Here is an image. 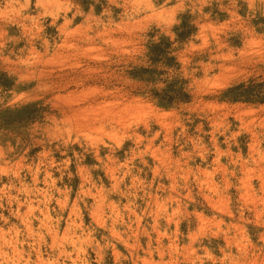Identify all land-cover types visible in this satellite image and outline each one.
Returning a JSON list of instances; mask_svg holds the SVG:
<instances>
[{
    "label": "rangeland",
    "instance_id": "1",
    "mask_svg": "<svg viewBox=\"0 0 264 264\" xmlns=\"http://www.w3.org/2000/svg\"><path fill=\"white\" fill-rule=\"evenodd\" d=\"M162 37L171 107L129 74ZM240 83L264 97V0H0V114L29 106L0 120V264H264V102L220 100Z\"/></svg>",
    "mask_w": 264,
    "mask_h": 264
},
{
    "label": "trees",
    "instance_id": "2",
    "mask_svg": "<svg viewBox=\"0 0 264 264\" xmlns=\"http://www.w3.org/2000/svg\"><path fill=\"white\" fill-rule=\"evenodd\" d=\"M176 32V41L184 42L190 39L197 31V27L192 23L188 15L182 17L181 23L174 28ZM173 41L169 37H162L160 41L152 42L148 47L147 58L148 66H134L129 70V74L132 78L139 79L147 82V84H155L159 80H163L166 83L165 87L158 89L153 87L149 89V93L152 97L163 107H171L177 102H189L191 101V95L186 91L184 79L179 76L173 77L170 81L160 79L167 71L160 69V66L168 68H179L180 64L177 62V58L173 55L174 48ZM259 91L254 90L251 85L246 83H240L235 86L229 87L225 90L220 97L222 101H245V102H264ZM29 106H25L22 109H6L1 112L0 120L8 122V118L11 119L10 114H20L21 111L27 109ZM9 114V115H8Z\"/></svg>",
    "mask_w": 264,
    "mask_h": 264
},
{
    "label": "bare ground",
    "instance_id": "3",
    "mask_svg": "<svg viewBox=\"0 0 264 264\" xmlns=\"http://www.w3.org/2000/svg\"><path fill=\"white\" fill-rule=\"evenodd\" d=\"M158 244V243H157Z\"/></svg>",
    "mask_w": 264,
    "mask_h": 264
}]
</instances>
